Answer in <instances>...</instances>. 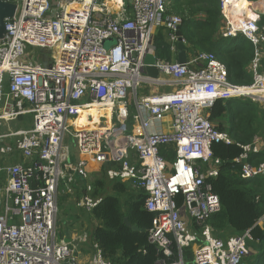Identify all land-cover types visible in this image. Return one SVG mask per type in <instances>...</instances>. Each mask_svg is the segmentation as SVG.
I'll return each instance as SVG.
<instances>
[{"label":"built area","instance_id":"2783aa9c","mask_svg":"<svg viewBox=\"0 0 264 264\" xmlns=\"http://www.w3.org/2000/svg\"><path fill=\"white\" fill-rule=\"evenodd\" d=\"M4 1L16 9L0 38V158L18 151L22 160L0 167L6 178L0 264H79L77 245L56 235L58 190L76 178L88 181L91 169L87 159L70 161L67 140L93 164H116L106 170L109 179L143 191L144 207L154 215L148 241L156 246V264H240L250 254V230L226 238L213 234L207 221L220 202L205 178L218 169L211 145L230 141L209 120L214 101L241 97L264 106V25H258L261 13L252 1L244 0L248 8L239 12L232 0H219V37L242 36L254 49L247 86L230 83L224 63L206 51L184 64L156 58L157 78L146 75L143 60L155 55L159 28L176 51L182 18L166 15L170 0ZM156 85L174 90L137 95ZM128 98L135 104L132 117ZM95 106L109 109V116L99 114V128L75 129L74 120ZM166 115L169 130L150 132L152 120ZM23 116H30V127L1 131ZM256 137L236 158L246 182L264 177V158L248 161L250 154L264 155V140ZM162 146L173 147V160L160 155ZM100 200L84 198L82 205L89 212ZM187 248L189 262L183 258ZM93 250L88 264H112L98 244Z\"/></svg>","mask_w":264,"mask_h":264},{"label":"trees","instance_id":"16d2710c","mask_svg":"<svg viewBox=\"0 0 264 264\" xmlns=\"http://www.w3.org/2000/svg\"><path fill=\"white\" fill-rule=\"evenodd\" d=\"M171 14L182 18L180 30L189 51L212 53L226 66L227 80L233 85L251 84L252 76L248 66L253 57V46L242 36L226 39L219 37L222 25L219 0H174L166 8V15ZM199 14L203 17H199ZM257 23L264 25V15L259 17ZM153 46L157 59H177L161 29L154 34ZM233 99L237 100L217 99L209 109V120L219 131L225 132L230 141H219L211 145L213 163L218 169L217 174L208 176L205 182L210 184L212 192L218 196L220 209L207 223L213 234L221 238L250 230L256 245L252 243L248 247L254 254L251 252L240 264H264V228L257 225L264 214V177L259 176L252 182L244 181L239 173L240 162L236 161L241 147L250 144L264 129V106L249 98ZM160 155L171 161L175 158V151L172 146H162ZM249 156L248 161L252 164L258 163L262 157L256 154ZM112 167L117 165L108 163L103 168L106 172L107 168ZM78 182L83 194L92 193L91 196L101 199L91 211L82 210L96 221L90 234V243H97L102 255L112 264H156L159 258L156 246L148 241L154 215L144 207L143 191L135 192L127 183L119 181H108L106 190L102 178L93 182L78 179ZM88 186L92 189L88 190ZM124 217L142 231H134L126 226L123 223ZM185 254V261L189 262L192 258L191 249L187 248Z\"/></svg>","mask_w":264,"mask_h":264},{"label":"crops","instance_id":"0c3cea01","mask_svg":"<svg viewBox=\"0 0 264 264\" xmlns=\"http://www.w3.org/2000/svg\"><path fill=\"white\" fill-rule=\"evenodd\" d=\"M173 1L174 0H170V3L173 2ZM247 1H249V0H247ZM252 3H253L254 8L257 11H259V13H261V15H264V0L252 1ZM169 4H167V7H168ZM199 17H203V15L199 14ZM160 29L162 30V33H163V35L165 37V40L168 41L169 34H168L167 30L165 28L161 27V28H159L157 30V32ZM174 52H175V57L177 58V50L174 51ZM186 53H187V57L188 58L193 54V52L189 51L187 48H186ZM175 61H177V59H175ZM148 87L140 88L138 90L137 95L141 96V95L148 94V93H156V92L174 90V88H172L171 86H157L156 85V86H148ZM146 88H148V89H146ZM127 111H128V114L131 117H132L133 114L136 113L135 104H134L132 98H128L127 99ZM90 114L93 116V118L91 120H90V118L89 119L87 118V116H89ZM99 114H102V112L99 111V110H96V111L83 110V113H81L79 118L74 120V122H73L74 128L78 129V127H81V128L91 127L89 125L100 126V123L98 122ZM18 122H20V123H18ZM14 123H17V124L14 127V125L12 123L11 126L13 125V128H11V129L22 128L24 126L28 128V127L31 126V118H30V116H23L21 119L17 120V122H14ZM78 124L80 126H78ZM81 124H87V126H81ZM169 124H170V116L166 115L162 120H152V124L150 125V127L148 129H149L150 132L151 131H162V132H165V131L169 130ZM4 129L5 130L6 129H10V123H8L7 125L3 126L1 131H5ZM15 140H16L15 138L12 139V141H15ZM67 143L68 144H66V145L68 146V154L71 157L70 161H72L74 164H76L78 162V160L87 159L88 162H89V167H90V169L92 171V173H91L92 175L96 172V171H93V170L98 169L99 172L96 173V176H100V174H105V177L107 179H109L107 174H106V172H105V170H104V168H103L105 166H102V165H99V164L98 165L97 164H93V161H89L91 159V157L87 156V155H84V154H80L78 152L75 144L71 140H67ZM21 160H22V158H21L19 152L15 151L11 155L3 156V157L0 158V164H1L0 167H3L4 165H8V164L19 163V162H21ZM132 160H135V157H133ZM88 180L90 181L91 179H88ZM108 181L109 182H114V181L122 182L119 179H114V181L109 179ZM1 182H2V185L0 187V213L2 212V200H3V191H2V189L5 187V184H6V178H5V176L2 173L0 174V183ZM122 183H126V182H122ZM128 186L131 189H133L135 192L139 191V190L134 189L133 187H131L130 184ZM79 187H82V186L78 182V178H76V180H73V181H71L69 183H64V184L61 185V191H60L61 194L59 193V190H58V201H59V196H61L62 206L64 205L63 204V200L65 198L67 200H69L70 199L69 197L75 196L76 197L75 202L72 199V201L70 203V200H69L70 207L71 208H74V207L78 208V210H80V211L85 210V208L83 206H82V208L79 207L78 203H83L84 198H88V197L92 198L91 197L92 193H91V195L88 192L87 193L84 192V194H83L82 190H80ZM90 189H92L91 186H90ZM107 189H108V185H107L106 190ZM78 192H80V194H81V195H79V197H78ZM96 198H99V197H96ZM58 204H59V202H57V215H58V212H59ZM57 215H56V221H55V231H56V224H57ZM92 223L96 224V221L92 222ZM83 235H86V234H83ZM83 235L78 233V237H77L78 239H77V238H73V237H75V235H73V234L71 235L70 234V238H72L71 241L78 240V261H79V264H88V261L91 259L92 254L94 252L93 244H95V242L92 243V244L90 243V241H89L90 235L89 236L86 235L88 237V240H87L88 242H81L80 239H81V237ZM60 238H63V237H60ZM60 240H63L65 242H67L64 238L60 239ZM80 251H81V253H80ZM249 252L250 253L252 252V250H250V248H249ZM183 258H184V252H183Z\"/></svg>","mask_w":264,"mask_h":264},{"label":"rangeland","instance_id":"374dc122","mask_svg":"<svg viewBox=\"0 0 264 264\" xmlns=\"http://www.w3.org/2000/svg\"><path fill=\"white\" fill-rule=\"evenodd\" d=\"M221 26H220V28H221ZM106 46H108V43L106 44ZM37 53L39 55L41 54L39 49L37 50ZM187 60H188V57H187ZM148 88H146V89H148ZM6 92H8L7 81L5 82V84L3 86V93H6ZM231 100H237V99L231 98ZM14 122H17V121H13V122L10 123V129L13 128V125H14V127L16 126L17 123H14ZM12 123H13V125L11 126ZM18 123H20V122H18ZM256 136H257L256 140L263 141L264 140V129L261 130ZM256 155L262 156V157L259 158V160L263 161V158H264L263 154H256ZM249 157H248V159H249ZM260 161H258V162H260ZM97 170L98 169L93 170V171H96L93 175L91 174L92 173V171H91L90 177H89V179H91L90 182L95 181L97 178H102L103 182L105 184V188H106L108 180L105 177V174H100V176H96V173L99 172V170L98 171ZM1 185H2V182L0 183V187H1ZM60 191H61V186L59 187V193L61 194ZM79 195H81L80 192H78V197H79ZM91 197L94 198L93 196H91ZM69 198H70L69 199L70 203H71L72 199L75 202V199H76L75 196H71ZM69 200H67L65 198L63 200V204L64 205L62 206V199H61V196H59V201H58L59 202V204H58L59 212H58V215H57L56 235H57L58 239H63L64 238L67 242L76 244L77 245V251H78V240L71 241L72 238H70V234L71 235L72 234L75 235V237H73V238H77L78 237V233L81 234V235L86 234V235L89 236L91 234V231L93 230V227L96 224L92 223V222H95V221H93V219H91L89 214H85V212H82V211L78 210V208H75V207L71 208ZM73 215L76 216L77 218L73 219ZM262 216H264V214ZM257 225H259V226L264 228V220H260V221L258 220L257 221ZM60 237H63V238H60ZM216 237H218V236H216ZM89 241H90V239H89ZM246 241H247L248 246H250L252 243H254L252 238L251 239L247 238ZM86 242H88V241H86ZM254 244L256 245V243H254ZM80 253H81V251H80ZM252 254H254V253L252 252ZM76 255L78 256V253ZM184 259H187V254L184 255Z\"/></svg>","mask_w":264,"mask_h":264},{"label":"water","instance_id":"95a60500","mask_svg":"<svg viewBox=\"0 0 264 264\" xmlns=\"http://www.w3.org/2000/svg\"><path fill=\"white\" fill-rule=\"evenodd\" d=\"M15 9H16L15 4L5 2L4 0H0V38H2V35L5 31L4 20L7 17H12L14 15ZM176 36L178 37V42L176 44L177 62L180 64H184L187 61V53H186V45L183 44L182 42L183 37L180 27H178L177 29ZM143 62H144L143 71L146 73V75L152 79L157 78L158 69L155 67L156 56L152 53H148L144 57ZM43 64L45 65V62H43ZM123 223L134 231L140 230L136 225H132L127 217L123 218Z\"/></svg>","mask_w":264,"mask_h":264},{"label":"bare ground","instance_id":"6f19581e","mask_svg":"<svg viewBox=\"0 0 264 264\" xmlns=\"http://www.w3.org/2000/svg\"><path fill=\"white\" fill-rule=\"evenodd\" d=\"M231 6L233 7L234 10H237L239 12L245 11L248 8V5L246 4V2L244 0H232ZM91 110L92 111L99 110L102 112V114H105V115L107 114V116H109V109H107V108H99V107L95 106ZM81 126H87V125L81 124ZM90 126H92V125H90ZM92 127L99 128V126H92Z\"/></svg>","mask_w":264,"mask_h":264},{"label":"flooded vegetation","instance_id":"af4514ba","mask_svg":"<svg viewBox=\"0 0 264 264\" xmlns=\"http://www.w3.org/2000/svg\"><path fill=\"white\" fill-rule=\"evenodd\" d=\"M110 180H111V179H110ZM126 183L128 184V182H126ZM128 185H129V184H128ZM79 204H80L79 207L82 208V206H83L82 204H83V203H79Z\"/></svg>","mask_w":264,"mask_h":264}]
</instances>
